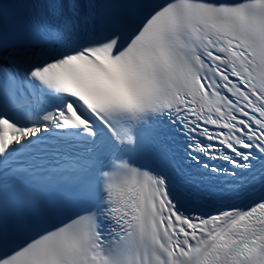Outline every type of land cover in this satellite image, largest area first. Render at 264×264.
Segmentation results:
<instances>
[{
	"label": "snow or ice",
	"instance_id": "1",
	"mask_svg": "<svg viewBox=\"0 0 264 264\" xmlns=\"http://www.w3.org/2000/svg\"><path fill=\"white\" fill-rule=\"evenodd\" d=\"M0 264H264V0H0Z\"/></svg>",
	"mask_w": 264,
	"mask_h": 264
}]
</instances>
